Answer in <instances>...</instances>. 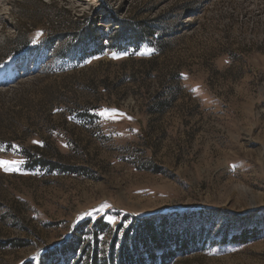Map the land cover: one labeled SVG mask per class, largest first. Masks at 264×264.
Masks as SVG:
<instances>
[{"label":"rangeland","instance_id":"1","mask_svg":"<svg viewBox=\"0 0 264 264\" xmlns=\"http://www.w3.org/2000/svg\"><path fill=\"white\" fill-rule=\"evenodd\" d=\"M116 17L142 42H111ZM84 20L89 54L69 36ZM0 160V264L100 215L222 208L264 228V0H0ZM210 227L173 264H264V232L222 246Z\"/></svg>","mask_w":264,"mask_h":264},{"label":"trees","instance_id":"2","mask_svg":"<svg viewBox=\"0 0 264 264\" xmlns=\"http://www.w3.org/2000/svg\"><path fill=\"white\" fill-rule=\"evenodd\" d=\"M116 18L119 26L113 32L111 42L123 44L131 39L136 43L142 42L138 28ZM83 23L82 28H70L69 36H72L75 48L89 54V46L96 43L99 28L95 22L84 20ZM62 169L68 173L82 172L81 168L64 166ZM220 212H223L222 208L213 212L188 210L175 214H123L115 224L100 215L94 220L80 222L76 234L60 246L43 249L36 264H173L179 252L191 251L204 244L201 236L208 222L212 226L208 233L220 225L211 243L222 246L247 243L264 232L260 227L261 220L253 222L256 227H246L248 217L238 216L232 218L240 229L233 231L235 223L230 215H220Z\"/></svg>","mask_w":264,"mask_h":264},{"label":"snow or ice","instance_id":"3","mask_svg":"<svg viewBox=\"0 0 264 264\" xmlns=\"http://www.w3.org/2000/svg\"><path fill=\"white\" fill-rule=\"evenodd\" d=\"M100 114L102 116H107L108 118H114L118 113L114 109L113 110L105 109ZM14 163H16V162L0 160V167H3L5 170H9L10 165H12Z\"/></svg>","mask_w":264,"mask_h":264}]
</instances>
